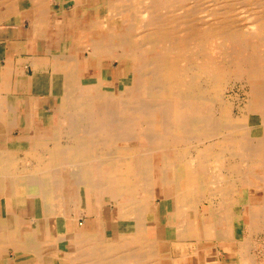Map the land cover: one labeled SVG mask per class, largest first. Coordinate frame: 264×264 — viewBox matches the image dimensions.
Here are the masks:
<instances>
[{
	"label": "bare ground",
	"instance_id": "1",
	"mask_svg": "<svg viewBox=\"0 0 264 264\" xmlns=\"http://www.w3.org/2000/svg\"><path fill=\"white\" fill-rule=\"evenodd\" d=\"M45 2L30 0L32 23L38 33L49 22L67 144L21 149L20 158L12 150L22 141L10 155L0 150L12 165L0 164V193L13 204L0 215V243L25 220L14 211L20 198L30 202L32 247L54 217L61 264H264L255 240L264 212V0H104L77 53H58L63 36ZM60 27L74 42L77 26ZM103 57L126 61L116 82L102 78ZM238 82L242 105L224 94ZM159 200L164 222L150 229ZM223 248L235 263L221 259Z\"/></svg>",
	"mask_w": 264,
	"mask_h": 264
},
{
	"label": "crops",
	"instance_id": "2",
	"mask_svg": "<svg viewBox=\"0 0 264 264\" xmlns=\"http://www.w3.org/2000/svg\"><path fill=\"white\" fill-rule=\"evenodd\" d=\"M103 1L47 0L43 6H45L46 10L50 11L49 20L52 21L53 19L51 24L59 27L56 31L59 38L65 35V32L60 27L64 23L71 24L74 27L77 26L74 37L80 35L84 37L85 34L88 35V32L83 27L89 26L101 17ZM30 4V0H27V2H14V4H9L7 8L2 9L5 12H0V150L3 151L2 153L6 152L4 155H10L11 152L8 150L14 149V147H11L13 142L22 141V144L26 143L27 146L12 150V154L14 151L17 152L14 156L18 158H20L21 149L27 150L31 148L30 150L36 152L38 148L40 152H37L42 153L40 147L54 151L67 144V138L58 129L60 115L57 106L61 104V87L59 82L51 80L53 74H61V68H55L54 62L50 59L51 53L45 45L49 22L44 21L47 27L41 24V28H39V32L37 33L32 23L34 20V7H31ZM7 10L8 12L6 13ZM78 26L82 27L83 30L82 28H78ZM57 47L58 53L67 51V49H70L73 53H77L79 48L76 44H69L68 48L67 45L62 47L61 44ZM26 94L28 97H26ZM56 140L58 141L56 142ZM33 141L37 143V146L31 144ZM47 156L48 153L45 154V157ZM0 157L2 158V155ZM15 163H13L12 169L16 165L18 168L20 167L19 163ZM0 164L10 163L0 162ZM10 166L12 165L10 164ZM15 203V209L13 207L15 213L24 217L25 220L18 224L17 234L19 233V236L13 233L10 241H6L3 244L0 243V264H61V255H59L57 249L61 247L59 245V238L62 235H59L54 217H49V228L46 231L44 229L40 231L39 246L34 248L29 236L25 238L24 235V233L26 234L33 230L32 223L28 220V218L32 217L30 202L25 199L24 201L15 200ZM12 205L11 196L3 197L0 193V215H3L4 211L12 212ZM71 229V220L67 219L66 230L69 231Z\"/></svg>",
	"mask_w": 264,
	"mask_h": 264
},
{
	"label": "rangeland",
	"instance_id": "3",
	"mask_svg": "<svg viewBox=\"0 0 264 264\" xmlns=\"http://www.w3.org/2000/svg\"><path fill=\"white\" fill-rule=\"evenodd\" d=\"M19 1H25V2H27V0H19ZM193 1V0H192ZM14 0H9V2L8 3H10V4H14ZM210 3V2H209ZM212 3V2H211ZM110 7V6H109ZM110 10H111V8L109 9V12H110ZM106 12V9L102 12V13H105ZM110 21H112V20H108V27H106L107 26V24L105 25V27H106V29H110V30H112L113 29V25H112V22H110ZM115 21H117V20H115ZM110 25V26H109ZM115 26H117L116 24H115ZM113 30H116V29H113ZM63 37H62V39H61V46L63 47L64 45L66 46V45H71V44H76V46L78 45L79 47L80 46H84V44H86L87 43V40H88V38H87V35L85 34L84 35V37H82L81 35L80 36H76L75 37V41L74 42H68L67 40V38L68 37H66L65 35H62ZM79 49V48H78ZM88 51H89V49H86V52H84V54H88ZM64 52V51H63ZM62 53V52H61ZM102 60H101V75H102V78L104 77V79H106V80H108V81H110V83H112V81H115L116 82V70L115 69H117V67L119 68V71H120V73L122 74L124 71H125V69H126V61H124L123 59H121L120 61H117V60H114L113 61V63H112V60L113 59H108V58H106V57H103V58H101ZM100 60V59H99ZM81 62H83V60L81 59ZM105 65V66H104ZM108 67V68H107ZM105 71V72H104ZM84 72V71H83ZM82 72V73H83ZM115 73V74H114ZM112 77V78H111ZM230 84L231 83H229V84H227V85H225V86H227L224 90H226V91H224V94L225 95H227V96H229V95H231V96H234V95H236V93L238 94V97H239V100H237L236 102L237 103H240L241 104V101L242 100H240V99H243V98H245L244 96H245V91L242 89L241 90V88H240V83L238 82V83H236L232 88H230L231 86H230ZM239 85V86H238ZM120 86H121V84H120ZM238 88H239V90H238ZM231 89V90H230ZM234 89V90H233ZM236 89V90H235ZM239 91V92H238ZM233 92V93H232ZM231 93V94H230ZM233 94V95H232ZM243 95V96H242ZM242 105V104H241ZM236 111V110H235ZM235 113H237V112H235ZM250 124V123H249ZM254 136H256V135H258L259 134V129H257L256 131H254ZM249 189H251V188H247L246 187V189L244 188V195L245 196H247L248 197V191H249ZM247 192V193H246ZM246 193V194H245ZM24 201V199H18V201ZM166 203H167V201H162V200H159L158 201V205H157V209H156V211L155 212H153V213H151V214H148L147 215V220L148 221H156V223H154V224H152L151 225V227H150V229L151 228H153L154 227V225L155 224H162L163 222H164V214H165V207H166ZM206 207H207V203L205 202L204 204H203V208H204V210H206ZM202 208V209H203ZM163 211V212H162ZM262 212V211H261ZM264 213V212H263ZM262 213V219L259 221V224H258V227H257V230L258 231H256L255 230V233L257 234V236L255 235V240H257L256 242H257V244H256V242L253 240V243L254 244H256V246H257V248L259 247V248H264V214ZM81 221H82V218L80 219ZM159 222V223H158ZM263 237V238H262ZM262 238V239H261ZM260 243V244H259ZM258 244H259V246H258ZM261 245V246H260ZM263 246V247H262ZM213 249H214V247H213ZM223 252H222V254H221V259L224 261V262H233V261H235V259H234V257H235V254H234V252L232 251V250H230V249H224L223 248ZM178 254H181L180 252H177ZM232 257V258H231ZM215 259V258H214ZM231 259V260H230ZM161 263L162 264H170V259H165V260H161ZM233 263H235V262H233Z\"/></svg>",
	"mask_w": 264,
	"mask_h": 264
}]
</instances>
